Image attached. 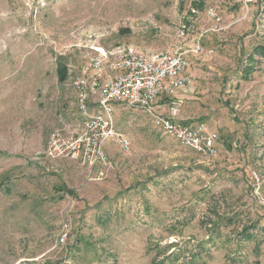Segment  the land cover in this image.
Instances as JSON below:
<instances>
[{"label": "rangeland", "instance_id": "obj_1", "mask_svg": "<svg viewBox=\"0 0 264 264\" xmlns=\"http://www.w3.org/2000/svg\"><path fill=\"white\" fill-rule=\"evenodd\" d=\"M260 44L264 0H0V264H264ZM97 46L186 51L190 87L150 111L203 124L217 154L115 104L127 149L48 158L52 132L79 128L70 83Z\"/></svg>", "mask_w": 264, "mask_h": 264}, {"label": "built area", "instance_id": "obj_2", "mask_svg": "<svg viewBox=\"0 0 264 264\" xmlns=\"http://www.w3.org/2000/svg\"><path fill=\"white\" fill-rule=\"evenodd\" d=\"M207 13L220 22L212 8ZM201 51L199 41L194 42L191 53L198 55ZM188 68L186 51L148 54L132 46L94 47L70 83L79 128L69 136L52 132L44 154L51 159H70L93 167L105 164L103 144L108 139L128 148L126 138L115 129L114 105L134 106L152 114L150 110L159 98L190 87L192 78ZM152 122L157 130L183 148L204 157L217 154L218 137L203 124H187L157 114H152Z\"/></svg>", "mask_w": 264, "mask_h": 264}, {"label": "trees", "instance_id": "obj_3", "mask_svg": "<svg viewBox=\"0 0 264 264\" xmlns=\"http://www.w3.org/2000/svg\"><path fill=\"white\" fill-rule=\"evenodd\" d=\"M254 54H256V55H259L260 57H264V45H258V46H256L255 48H254V52H253V54L252 55H254ZM252 55H250V56H252ZM251 58V57H250ZM246 73V75H247V73L248 72H245Z\"/></svg>", "mask_w": 264, "mask_h": 264}, {"label": "crops", "instance_id": "obj_4", "mask_svg": "<svg viewBox=\"0 0 264 264\" xmlns=\"http://www.w3.org/2000/svg\"><path fill=\"white\" fill-rule=\"evenodd\" d=\"M188 73H189V75L192 77V75H191V73H190L189 69H188ZM174 118H175V117H174Z\"/></svg>", "mask_w": 264, "mask_h": 264}]
</instances>
